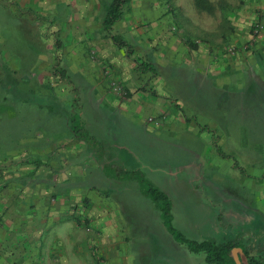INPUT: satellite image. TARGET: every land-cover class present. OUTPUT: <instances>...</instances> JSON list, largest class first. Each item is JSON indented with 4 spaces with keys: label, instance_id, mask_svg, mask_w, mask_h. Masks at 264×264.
Masks as SVG:
<instances>
[{
    "label": "crops",
    "instance_id": "crops-1",
    "mask_svg": "<svg viewBox=\"0 0 264 264\" xmlns=\"http://www.w3.org/2000/svg\"><path fill=\"white\" fill-rule=\"evenodd\" d=\"M250 2V9L264 10V0ZM99 28L102 30L98 36L85 35L84 31L75 35L83 45L81 51L75 47L70 52L75 57L69 61L71 74L76 77L75 106L80 107L82 102L78 101V93L79 84L84 81L81 92L86 93L85 104L90 102V106L92 103L94 108L108 112V118L116 112L124 118H138L152 133L175 132L181 140L183 134L192 132L194 113L186 106L183 93L190 88L184 82H197L192 86L193 97L206 86L232 96L247 86L264 82V37L260 46L256 43L257 50L231 55L216 47V42L201 37L170 35L160 22L143 25L119 20L111 33H127L129 37L124 39L130 51L114 42L103 22ZM247 33L249 40L251 32ZM92 52L98 59L93 58ZM99 63L111 67L112 76L122 81L128 96L122 98L109 90L108 78ZM143 64L153 70L143 68ZM158 67L169 69L160 73ZM172 76L183 77L174 80ZM47 103L52 108L46 111L39 103L40 113H48L46 118L51 122L61 117L70 132L51 135L49 144H38L34 158L32 147H22L9 152L13 160L0 161V264H192L190 255H185L182 244L166 228L159 208L143 194L137 173L152 183H220L221 179L202 175L201 168L216 167L221 134L189 135L188 144L182 146L179 142L172 147L178 156L175 163L155 166L142 151L127 144H120L121 152L114 155L106 145L99 120L96 123L90 118L94 131L87 138L74 131L70 118L73 111L65 110L64 114L54 110V101ZM149 116L159 119L160 124L148 121ZM43 134H38V141ZM202 140L207 149L200 152L193 145L201 146ZM147 166L151 167V176L143 170ZM161 169L163 174L159 175ZM111 190L119 196L111 198ZM161 190L171 197L170 190ZM170 200L174 224L175 202ZM212 203L219 207H212L202 197L194 204L210 222L203 238L193 240L237 239L243 243L246 231L241 229V220H260L264 216L259 207H244L239 202L231 205L228 201L223 210L221 202ZM182 210L189 212L185 205ZM225 219L235 224L227 226ZM182 225L179 229L185 235L189 226L185 229ZM243 245L251 255L257 253L254 240ZM155 251L163 253V258L149 262ZM241 258L247 264L243 255Z\"/></svg>",
    "mask_w": 264,
    "mask_h": 264
},
{
    "label": "rangeland",
    "instance_id": "rangeland-1",
    "mask_svg": "<svg viewBox=\"0 0 264 264\" xmlns=\"http://www.w3.org/2000/svg\"><path fill=\"white\" fill-rule=\"evenodd\" d=\"M210 1L214 5L213 13L200 10L196 0H132L124 7L121 21L129 24L134 21L143 25L160 22L167 27L170 35L178 37L190 34L193 39L201 37L203 40L216 42V47L220 46L223 53L231 55L257 50L256 43L260 46L264 37V10L250 9L251 2L248 3V0ZM111 2L112 0H0V161L13 160V156H8L9 152L22 147H32L31 157L34 158V147L38 148V144H49L51 135L70 132L61 117L51 122L46 118L48 113H45L46 116L42 111L40 113L39 103L49 111L52 106L47 105V102L54 101V110L61 113L65 110L73 111L70 118L76 133L91 135L94 131L93 125H89L91 120L96 123L99 120L106 145L114 155L118 156L121 152L120 144H127L142 151L146 156L144 158L153 160L155 166L175 163L178 156L174 154L172 147L179 142L182 146L188 144L191 137L189 135L221 134V151H218L215 158L216 167L207 165L201 168L202 175L206 173L212 179H221L220 183H203V180L192 185L154 183L161 189L170 190V193L167 192L175 202L174 226L179 229L184 224L186 229L188 225L185 233L188 238L200 240L209 231L210 220L194 206L201 197L212 207L219 206L212 205L211 202H221L223 210L230 201L231 205H238L239 202L241 206L259 207L264 212V82L251 88L247 86L239 94L232 96L224 91L215 92L206 86L197 97L191 96L192 86L197 82H184L190 88L183 93L186 96V106L194 113L195 120L193 119L192 132L183 134L181 140L175 132L172 134L162 130L159 134L154 131L152 133L140 119L124 118L119 112L108 118V112L94 108L92 103L90 106V102L84 103L86 93L81 92L84 81L79 84L78 93V101L82 102L80 107L75 106L77 101H74V97L77 93L73 90V81L76 77L71 74L73 67L69 62L75 57L70 52L75 47L80 51L83 49L75 35L84 31L85 35L98 36L102 30L99 26L103 22L106 6ZM256 2L257 0H253V3ZM258 26L262 27L259 32H255ZM248 30L251 32L249 40L246 39ZM120 36L129 37L127 33H121ZM92 53L93 58L98 59L94 55L96 52ZM100 66L105 78H108L109 90L122 98L128 96L122 81L112 76L111 67L104 63ZM168 69L158 67L160 73ZM182 77L171 78L176 80ZM41 133L44 134L39 138L41 141H38V134ZM202 143L201 146L193 147L196 146L201 152L206 148L204 140ZM209 156L211 155L207 154ZM16 163L14 161L13 164ZM120 163L121 161L117 164ZM107 169L112 170L111 167ZM150 169L149 166L143 168L148 176L153 173H150ZM162 170H158L159 175L163 174ZM186 184L190 187H186ZM102 190L99 189L100 192ZM110 193L111 198L119 196L116 191L111 190ZM134 195L141 197L140 194ZM184 205L189 212L182 210ZM241 222L244 224L241 229L246 231L242 242L254 240L257 253L253 255L264 261V216L260 220ZM231 223L235 224L233 220L225 219L227 226ZM182 247L186 251L185 255H190L192 264H206L205 253H194L186 246ZM162 254L155 251L152 258L150 255L149 262L160 260L163 258ZM244 258L248 262L247 257Z\"/></svg>",
    "mask_w": 264,
    "mask_h": 264
},
{
    "label": "trees",
    "instance_id": "trees-1",
    "mask_svg": "<svg viewBox=\"0 0 264 264\" xmlns=\"http://www.w3.org/2000/svg\"><path fill=\"white\" fill-rule=\"evenodd\" d=\"M131 1L132 0H112V2L106 6L103 18L104 29L112 35V39L120 48H126L127 50H130L128 42L122 36L117 34L113 35L111 32L113 31L115 23L123 18L124 7L128 3H131ZM196 4L200 10H205L210 13L214 12V5L210 0H196ZM143 68L153 70V67L149 64H143ZM89 137L88 135L87 138ZM217 151H221L219 145H217ZM137 177L140 181L143 194L150 198L159 208L162 220L174 239L180 244L185 245L191 252L205 253L206 264H237L232 253L233 248L236 247H241L243 249L244 255L248 259V264H264V261L251 255L247 248L237 239H227L218 242L215 239L197 241L188 238L173 224L172 202L168 194L149 181L142 173H137Z\"/></svg>",
    "mask_w": 264,
    "mask_h": 264
},
{
    "label": "water",
    "instance_id": "water-1",
    "mask_svg": "<svg viewBox=\"0 0 264 264\" xmlns=\"http://www.w3.org/2000/svg\"><path fill=\"white\" fill-rule=\"evenodd\" d=\"M232 253H233L234 259L237 262V264H243L242 258H241V255L245 256L243 249L241 247L233 248Z\"/></svg>",
    "mask_w": 264,
    "mask_h": 264
},
{
    "label": "built area",
    "instance_id": "built-area-1",
    "mask_svg": "<svg viewBox=\"0 0 264 264\" xmlns=\"http://www.w3.org/2000/svg\"><path fill=\"white\" fill-rule=\"evenodd\" d=\"M261 27H262V26H258V28L255 29V32H259ZM148 120H149L150 122H153L155 125H159V124H160L159 119H157V118H155V117H149Z\"/></svg>",
    "mask_w": 264,
    "mask_h": 264
}]
</instances>
